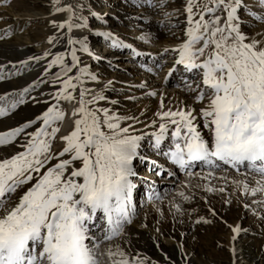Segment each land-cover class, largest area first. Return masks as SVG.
Wrapping results in <instances>:
<instances>
[{"label":"snow or ice","instance_id":"1","mask_svg":"<svg viewBox=\"0 0 264 264\" xmlns=\"http://www.w3.org/2000/svg\"><path fill=\"white\" fill-rule=\"evenodd\" d=\"M258 2L264 6V0ZM243 10L244 0H203L202 4L187 0V39L173 50L178 53L175 63L200 72L196 98L201 102L207 99V106L200 109L199 117L193 114L194 109L160 114L175 126L172 144L164 155L181 169L208 166V175L221 162L233 167L246 164L259 179L255 187L243 183L244 193L264 197V34H257L261 38L256 39L242 31L238 13ZM56 11L71 9L58 7ZM253 17L264 21V15ZM67 26L69 31L73 27ZM70 56L69 64L64 53L55 55L46 70L47 75L54 67L60 68L51 81L62 84L53 94L57 103L37 120L0 133V147L18 143L22 133L27 136L20 145L23 151L0 159V264H132L119 245H101L121 236L124 225L132 222L136 185L131 178L136 176L133 161L138 158L142 137L129 135V128H121L120 118L110 115L108 109L90 107L105 97L86 99L89 90L80 88L79 107L71 113L79 118L74 119L73 130L60 137L62 150L53 151L60 132L57 125L66 118L59 101L76 100L75 81L82 84L81 76L88 75L83 68L78 69L81 75H69L80 63L75 49L70 50ZM88 78L97 79L95 75ZM30 87L23 91L29 92ZM5 99L0 95V101ZM16 107V102L10 108L0 107V117ZM200 120L209 133L207 138ZM37 121L41 127L25 132ZM169 124L159 125L156 148H160ZM52 160L57 162L47 167ZM187 175L194 173L188 171ZM30 182L23 195H14ZM258 202L264 204V199ZM99 216L107 223L102 238L92 232Z\"/></svg>","mask_w":264,"mask_h":264},{"label":"bare ground","instance_id":"2","mask_svg":"<svg viewBox=\"0 0 264 264\" xmlns=\"http://www.w3.org/2000/svg\"><path fill=\"white\" fill-rule=\"evenodd\" d=\"M91 2L90 0H83L81 5L82 6L87 5ZM128 3H130L131 7L134 8L137 7V3L133 1L130 2L127 1L126 4ZM168 6L169 5L156 3V1H154V3L146 2L143 3L142 7H140V9L137 10L136 12L134 11L131 12L130 10L128 11L127 9H124L121 12L123 14L121 17L123 24L125 25V27H127L124 28L121 35L124 37L122 38L124 41L128 42L129 40H134L133 37H131L130 39L132 31L126 32V30L132 29L131 26L133 27L138 26V28L141 29L143 28V30H146L147 32L151 30L150 32H152V34L156 38L166 37L167 42H169L166 43L167 45L169 44V49L168 50L162 49L158 52H153L149 55H136L135 58L128 57L126 55H123L122 53H118L114 55V53L108 52L106 54L107 56L104 57L107 58V61L110 65L108 64L107 65L108 67H105L106 65H104V58L102 59L100 57L98 59V63L101 62V66L103 69L96 71V67H95V69L93 70V74H97L96 75L97 79L96 80L89 79V82L91 81V84L88 85L90 86V89L92 88V90H89V96L86 97V99L90 98V96L93 95H100L105 97L102 100H98L94 105H90V107L99 108V109H108L110 115H115L120 118L119 123L121 128L124 127L129 128V133H128L129 135L133 133L134 136L142 137V139L139 142L140 143V148L138 149L139 155L138 158H136L133 161V168L137 174V170L135 167L137 166L136 163L137 164L139 163V165L142 164L144 171H146V181L144 182L146 188L144 187L143 189L145 196L143 193L141 194L143 195L142 197L138 196L135 193V190H133L132 213H131L132 222L130 224V228L132 230L139 229L140 226L138 223L140 221L141 225L143 224V226L149 227L146 228L145 232L150 233L155 241L157 240L162 242L164 246L167 247L170 246L172 248L178 249L179 253L184 254L186 255V257L190 258L191 256H193L192 255L193 251L189 250L188 254L186 253L185 247L186 245H189L186 237L182 236V238H184V239L181 238L182 240L173 239L174 236H171L169 232L165 231L166 233L165 232L162 233V231L160 230L159 231L152 230L151 228L153 227L152 226L153 222H150L148 220L142 221L140 220V218H138L137 211L141 207L139 206V203L142 204V202H140V198H143L144 203H146L145 205L151 207L154 206L155 204H158L155 202L157 201V199H155L157 198V196L159 197H161V195L168 196L170 194L169 186H171L172 184L175 185L178 184L180 187L182 186V189L184 191V189L187 190L189 186H195L198 183L202 186L206 185L212 188H217L219 185L222 186L225 185L224 187L226 188L227 192H230L231 196L237 197L238 195L235 194L234 187H238V185L240 187V185L245 182L248 183L251 187H255L256 180L259 179V176L249 171L250 166L246 164L240 165L238 167H233L231 165H224L221 162L220 167L213 170L212 175H208L210 169L208 166H204V165H197L187 170L181 169L179 168V166L173 164L168 156L164 155L165 152L169 151L168 143L165 144L162 142L160 148H156L154 146L155 134H158V132L160 131L158 125L161 123L169 124V118L161 119L160 114L168 111L176 112L181 109L185 111L194 109L195 111L193 114L199 117L200 109L207 106V99L201 102L198 101L196 98L198 91L197 86L201 84L200 72L198 73V70L188 71L187 69H185L183 65L176 66L175 75L182 76V79H181V85L179 86V91H177L174 96H172L170 93L167 94L166 92L160 91L159 99L155 100L154 99L155 95L151 94V93H155L158 90H161V88L166 87V85L170 81L161 82V83L156 82L153 76L150 73H146L147 70H144L145 69V67L143 66L144 62L148 61V59L150 58L149 59L150 61L156 62L157 65H159L162 59L164 58H175V57L178 58V55L175 54L177 52L173 50L178 49L181 46V44L184 43V42L178 43L179 40L186 41L187 39L186 29L189 25L186 23L188 26L185 27L183 31L180 33V29H178L180 24H179V20H177L179 16H175V17L172 16L170 20H159L158 22L152 20L153 19L152 18L151 19L152 21L149 22L150 24L149 23L142 24L137 21L142 20V17L147 15L149 16L171 15L173 11L168 10L167 8ZM58 7L61 8L59 6V3L57 4L55 0L53 4V8H54L53 14H51L48 17H45L43 14L40 13H30V14L19 13L18 11H15L13 8L0 6V95L6 97V99L4 100L7 105L6 108H10L11 103L14 102L17 103V107L8 112L10 115L6 116V121L3 123L4 127L0 129V133L9 132L12 129L20 127L29 121L37 120V118L41 116L43 112L51 104L57 103V101L53 99V93L48 91L51 89V87L48 86V83L46 82L45 78L48 76L53 77V73L59 72L60 68L59 66L54 67L53 69H51V71L47 72V75H46V70L48 68V64L53 59L50 58L51 55H53L54 52H57L56 47L59 41L57 36L62 35L64 32V29L59 27V25L61 24L65 25V23L68 22V16H70V18L72 17V13L68 11L57 12L56 8ZM253 7L256 9L254 11V14L264 15V6H262L261 4H257V5L254 4ZM175 12L176 11H174V13ZM61 15L63 17L62 22H55L58 19V17ZM149 19L150 17L146 19L147 22ZM241 22H240L241 29L245 34H247L248 37L260 39L261 37L257 34H264V21H260L255 18L252 20L249 19L244 21L247 23L251 22V25H249V27H245L246 25H244ZM153 23H155V26ZM10 32L13 33V37L7 40L4 39V37ZM64 34H66V32ZM68 34L69 33L67 32V35ZM70 37L72 36L70 35ZM74 40L83 41V44L76 43L73 44L74 48L70 47L71 49L76 50L77 56L81 55L80 57L83 56L85 58L87 55H96L95 58H92V60H95L97 59V56L101 54L100 52L101 50L99 49L98 51V48H96V43L98 39L96 38L95 35L93 34L82 35L81 33V35H79ZM36 45H41L42 48H36L35 47ZM116 45H118V43H115V48H117ZM85 47L87 48V51L83 50V48ZM118 50H122V49H117V51ZM124 58L125 59L129 58V60H132L130 62H133L136 59L137 62L140 63V65L135 64L131 69L127 70L128 73L125 72L122 74L117 71L116 67L118 66L117 64L114 65V62H116L118 59L122 60ZM65 61L66 63L70 64L69 59L65 58ZM173 64H176L175 61L173 62ZM165 68L169 69V67H165ZM3 71L5 72L3 73ZM109 74L111 75V77L107 80L100 78L102 76L103 77L108 76ZM133 76H139V77L132 78ZM112 80L114 81L112 82ZM98 81L101 82L97 85ZM83 82H88V81H86L84 78ZM29 87H30L29 92L25 93L23 90ZM120 91H124V95L123 97H121V99L118 97ZM20 100H23V103H18V101ZM63 104H66L68 110L64 109L66 118L63 121V126L60 132L57 133L56 137L58 138V140H60L61 136L67 135L68 128L74 126L73 124L74 119L79 118V117L71 116V113L76 109L75 107L76 104L72 106L71 101H66V100L59 101V106ZM60 108L63 110L62 107ZM176 119L179 118L177 117ZM202 124L203 121L200 120V129L202 131V134H204L205 137L207 138L209 136V133L207 129H204L202 127ZM41 126L42 125L39 123V121H37L36 124H33L31 128L26 129L25 132H33L36 130V128ZM168 129H171V126ZM26 140H27V136L24 133H22L19 137H17L18 143L14 142L11 145L0 147V159L4 157H10L12 155H15L17 152L23 151L20 145L24 144ZM60 142H61L60 144L64 143L61 140ZM144 154H149L152 157L150 159H145L143 157ZM188 171L193 172L194 175L192 176L187 175ZM206 176L207 178H205ZM192 178H194L195 180L193 181ZM131 179L133 180V183L136 185V187L137 185L140 184L139 182L136 181V179H134V177H132ZM242 188H243V184H242ZM138 189L140 188L138 187ZM197 195L199 194L197 193ZM208 198L210 199L211 201L210 204H212L211 206H213V208H211L208 201L206 200L204 201V204L199 203V206L200 204L203 206L205 205L204 208L205 209L208 208V211H210L211 213H215V211L222 208L221 207L222 204L216 205L220 203V202L218 203L219 201L218 197H208ZM261 199H264V197H261L259 195L253 197L250 194L244 193V195L242 196V204L244 201H246V203L249 202L250 204H252L249 205V207L247 208V210L249 211L261 210L264 209V204L258 202ZM166 212L164 213L166 214ZM257 215L260 216V219L262 220L264 218V211H260L259 213H257ZM258 222H260V220ZM176 224L179 225L180 224L179 221H176ZM256 224L258 223L256 222ZM157 225H159L158 222L155 223L156 227H154V229L157 228ZM246 225L247 224H245L244 222L239 221L236 222L235 225L231 227V235L229 239V247L231 250L230 251L231 262L229 264H243L246 263L247 259L249 258V254L247 250H244L241 254H239L235 251V247H234L238 243L244 242L242 241L244 240L243 231L247 229L248 225L247 226ZM106 226H107L106 220L102 216H99L96 221L95 227L92 228V232L95 233L96 238H102L105 235V230L107 228ZM234 228H239V231L234 232L233 231ZM256 232H252V235L254 236V238L258 239L260 243H262L261 241L264 237H261L262 234L260 235V233L258 234ZM239 261H241V263H238Z\"/></svg>","mask_w":264,"mask_h":264},{"label":"rangeland","instance_id":"3","mask_svg":"<svg viewBox=\"0 0 264 264\" xmlns=\"http://www.w3.org/2000/svg\"><path fill=\"white\" fill-rule=\"evenodd\" d=\"M54 1L55 0H0V6L13 8L15 11H18L19 13H28V14L40 13L43 14L45 17H48L51 14H53ZM127 1L129 2L133 1L137 3V7L135 8L131 7L130 3L126 4ZM154 1H156V3L159 4L169 5L167 8L168 10L173 11V13L171 15H165V16L147 15V16H143L142 20H139L137 22H140L142 24H148L152 20L158 22L159 20H170L172 16L173 17L179 16L177 20H179V24H180V26L178 27V29H180V33L183 31L185 27L188 26L186 24L187 0H123V1L122 0H92V2L90 0L92 5L91 3H89L83 6L81 5L83 0H59V6L61 8L71 9V11L68 12L72 13V17L70 18V16H68V22L65 23V27H63L64 29L63 34L57 36L59 39L56 47L57 52H54L50 58H54L56 54L64 53L65 58L69 59L71 63L70 50L72 47L74 48V45L70 44L69 40L75 41L74 39H76L79 35H81V33L82 35L93 34L96 36V38L98 39L96 43V48H98V51L99 49L101 50L100 51L101 54H99L97 56V59H95L96 62L95 60H92V58H95L96 55H87L85 58L83 56L80 57L81 55L78 56L80 63L77 68L73 69L72 73H69V75H81L78 69L83 67V69L85 68L87 70L88 75L96 76L97 74H93V70L95 69V67H96V71L103 69L101 66V62L98 63V59L100 57L102 59L104 58V65H106L105 67H108L107 65L109 63L107 61V58H105L108 52L114 53V55L118 53H122L123 55H126L128 57L135 58L136 55H149L153 52H158L162 49L168 50L169 44L167 45L166 43L169 42H167L166 37L156 38L154 37L152 32H150L151 30L147 32L146 30H143V28L142 29L138 28V26H134L135 28L131 26L132 29L126 30V32L132 31L130 39L131 37H133L134 40H129L127 42L124 41L122 39L124 37L121 36L124 28H127L123 24L121 18L123 14L121 12L124 9H127L128 11L130 10L131 12L133 11L136 12L137 10L140 9V7H142L143 3L146 2L154 3ZM195 2L202 4L203 0H195ZM254 4L257 5L260 3L258 2V0H244V10L238 13L241 17L239 22L242 21L241 23L246 25L245 27H249V25H251V22H249L250 23L249 24L244 21L249 19L250 20L254 19L253 14L254 11L256 10L253 7ZM174 11L176 12L174 13ZM149 17L150 19L147 22L146 19H148ZM58 19L55 22H62L63 20L62 15L59 16ZM69 23L73 26L70 31L67 26ZM153 24L155 26V23ZM76 25H82V26L76 27ZM65 32L66 34H64ZM67 32L72 37H70L69 34L67 35ZM12 37H13V33L10 32L4 37V39L7 40V39H11ZM182 42H185V40H179L178 43H182ZM115 43H118V45H116L117 48H115L114 46ZM35 47L42 48L41 45H36ZM117 49H122V50L117 51ZM175 54L178 55V53ZM149 59L143 64V66L145 67L144 70H147L146 73H150L155 79V81L158 83L170 81L166 85V87L161 88V90L156 91L157 93L156 92L154 93L155 95L154 99L155 100L159 99L160 91L166 92L167 94L170 93L172 96H174L175 93L179 91V86L181 85V79H182V76L175 75L177 64H173V62L178 58L176 57L164 58L162 59L159 65H157L156 62L150 61ZM130 61L132 60H129V58L128 59L124 58L122 60L118 59L116 62H114V65L117 64L118 66L116 67L117 71L123 74L127 72V70L131 69L135 64L140 65V63H138L136 59L133 62ZM165 67H169V69ZM4 72L5 71H3V73ZM88 75L81 76L82 80H84L85 78V80L88 82H83L82 84H80V82L75 81L78 84L76 91L73 93L76 97V101H71V104L72 106L76 104L75 105L76 108L79 107L78 96H79L80 88L87 89L89 87L88 90H92V88L90 89V86L88 85L91 84V81L89 82ZM110 77L111 75L109 74L108 76L105 77L102 76L100 78L107 80ZM138 77L139 76H133L132 78H138ZM45 80L48 83V86L51 87V89L48 91L52 92L53 94L56 93L58 89L62 88V84L51 83L53 77L48 76L45 78ZM113 81L114 80H112V82ZM100 82L101 81H98L97 85ZM123 95H124V91H120L118 97L121 99ZM0 102L1 104L3 103L2 105L0 104V106L5 108L7 107L5 101H0ZM60 107L63 108L64 112L65 110H68L66 104H63ZM7 115L10 114L8 113ZM6 116L0 117V129L4 127L3 123L6 121ZM58 125L61 130L63 126V122L59 123ZM170 126L171 129H168V133L165 134V138L162 141L163 143L165 144L168 143L169 145H171L172 143L173 138L171 137V133L173 132L175 127L173 126L172 128V125ZM73 127L74 126L68 128L67 134H69L73 130ZM131 135H133V133H131ZM55 141L53 142V151L58 152L62 150V148L64 147V143L60 144L61 142L60 140H58L57 137ZM143 157L145 159H150L152 156L149 154H144ZM56 162H57L56 160H52L47 165V167H51ZM136 165L135 168L137 170V174L136 176H134V179H136V181L140 183L139 185L141 187L137 185V187H135L134 190L138 196L142 197L143 195L141 194L142 193L144 194L143 189L144 187L146 188V185L144 183L146 181V171H144L142 164L139 165V163L138 164L136 163ZM192 180L194 181L195 179L192 178ZM242 184L240 185V187L239 185L238 187H234L235 194L238 195L237 197L231 196V193L227 192L226 188L224 187L225 185L224 186L219 185L217 188H212L206 185L202 186L198 183L195 186H189V187L185 186L188 188L187 190L184 189V191L182 189V186L180 187L178 184L176 185L172 184L171 186H169L170 194L168 196L161 195L160 199L155 198L157 199V201L155 202L158 204H155L154 206L151 207L145 205L146 203H144L143 198H140V202H142V204L139 203V206L141 207L137 211L138 218H140V220L142 221L148 220L150 222H153L154 223V224L152 223L153 227L152 228L150 227L152 230H157V231L160 230L162 231V233H164L165 231L169 232L171 236H174V238L172 237L173 239L180 240L182 236L186 237L187 242L189 243V245H186L185 247L186 253L188 254L189 250L193 251L192 254L193 256L190 257L191 259L186 257V255L179 253L178 249L172 248L170 246L169 247L164 246L162 242L157 240L155 241L150 233L145 232L146 228L149 227H145L143 226V224L141 225L140 221L138 223L140 226L139 229L132 230L130 228V224H125L124 232L121 236L114 237L112 241H103L101 246L103 247L105 244H110L113 246L119 245V247L125 252L126 258L129 259L132 262V264H137V262H140V264H229L231 262L230 259L231 250L229 247L231 227L234 226L236 222L242 221L248 226L246 225L247 229L243 231L244 240L242 241L244 242L238 243L236 246H234L235 251L239 254H241L244 250L248 251L249 258L248 259L246 258L247 261L246 263L243 264H259V263L264 264V242H263L264 238L261 241L262 243H260V241L254 238V236L252 235V232L257 231L256 233L258 234L260 233V235L262 234L261 237H264V218L261 220L260 216L257 215V213H259L260 211H264V209L255 210V211L251 210L252 212L247 210L249 205L252 204H250L249 202L246 203V201H244L242 204V196L244 195ZM30 186H31V182L29 185H25L23 186V188L18 189L17 193H15L14 195L16 197L23 195V192L26 191L27 188ZM138 187L140 189H138ZM206 189H212V190L209 191ZM221 189H223V191H221ZM180 193H184V196H181ZM197 193L199 195H197ZM185 197H188V199H185ZM208 197H218L219 200L218 203L219 202L220 203L216 205L222 204L221 205L222 208L215 211V213H211L210 211H208L207 207H206L207 209H205L204 208L205 205L204 206L201 205L204 204L205 200L208 201L210 206L212 205L210 204L211 201ZM199 203H201L200 206ZM177 206H179V208H177ZM211 208H213V206H211ZM164 212H166L167 215ZM210 214L212 217L210 216ZM213 214L216 216H214ZM259 220L260 222H258ZM176 221H179L180 224L177 225ZM157 222L159 225H157V228L154 229V227H156L155 223ZM256 222L258 224H256ZM238 263H241V261H239Z\"/></svg>","mask_w":264,"mask_h":264}]
</instances>
